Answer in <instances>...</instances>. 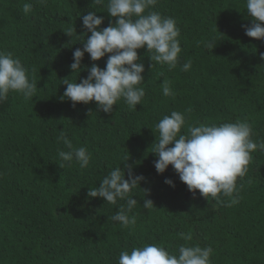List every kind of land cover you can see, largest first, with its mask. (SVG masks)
<instances>
[{
	"label": "trees",
	"instance_id": "16d2710c",
	"mask_svg": "<svg viewBox=\"0 0 264 264\" xmlns=\"http://www.w3.org/2000/svg\"><path fill=\"white\" fill-rule=\"evenodd\" d=\"M26 2L32 4L27 15ZM91 10L103 18L101 28L115 22L93 0H0V51L19 58L37 85L33 99L9 93L0 105V264H118L121 251L152 243L170 254L180 245L210 246V264H264V151L251 154L237 181L239 202L228 207L223 195H193L172 166L158 174L151 148L157 123L172 111L184 113L189 125L246 120L253 141H264V40L245 34L243 25L252 23L246 0H157L152 10L174 18L180 31L177 67L152 68L148 50H138L145 67L142 105L131 109L121 99L111 114L95 101L73 107L61 100L63 80H78L69 65L90 35L82 14ZM75 28L79 39L65 33ZM107 59L95 63L103 69ZM93 63L85 53L82 68ZM87 75L82 71L80 79ZM165 80L174 97L163 95ZM62 130L74 148L91 154L87 168L59 158L58 150L70 151L57 140ZM126 164L145 177L132 192L138 204L130 228L110 219L124 201L87 195L116 167L127 179ZM145 197L153 208H143Z\"/></svg>",
	"mask_w": 264,
	"mask_h": 264
},
{
	"label": "clouds",
	"instance_id": "9594fccd",
	"mask_svg": "<svg viewBox=\"0 0 264 264\" xmlns=\"http://www.w3.org/2000/svg\"><path fill=\"white\" fill-rule=\"evenodd\" d=\"M39 2L43 4L47 0ZM93 3L104 5L106 13L115 22L109 21L108 27L101 28L104 20L96 11L82 14L83 27L90 35L82 41L83 49L73 51V62L69 67L74 74L79 73V77L75 82L63 80L67 87L61 100H70L73 107L95 101L97 108L106 114H111L121 99L129 108L136 109L137 105H142L145 96L144 87L141 86L145 82V67L138 62V50H148L152 68L159 64L166 65L169 70L175 69L182 52L176 20L152 10L157 0H93ZM22 11L25 15L29 14L32 4L24 3ZM246 11L252 18L250 26L243 25L246 36L264 40V0H246ZM65 33L76 39L82 36L77 34L76 28ZM207 47L214 48V43L209 41ZM85 53L94 62L86 69L82 68ZM106 55L108 59L102 69L95 62ZM261 58L264 59V56ZM191 66L189 59L182 67L188 71ZM85 70L88 72L87 78L80 79V73ZM36 89V83L29 77V69L21 60L12 53L0 51V105L7 101L9 93L19 94L26 101L31 100ZM162 90L166 97L175 96L167 80ZM156 129L158 135L151 148L158 157L154 162L158 174L165 173L172 166L193 195L197 190L207 200H215L223 195L229 198L228 207L239 202L238 178L245 176L251 154L258 149L264 151V141H253V130L246 120L189 125L184 113L172 111L157 123ZM182 129H186L183 134ZM57 140L70 150H58L62 161L75 160L81 169L89 166L91 154L86 147L74 148L63 130ZM125 167L127 179L121 166L116 167L104 176L98 187L89 188L87 195L102 198L113 205L124 201L110 219L124 228H130L136 225V218L129 213L138 204L132 192L145 177L134 175L131 165L126 164ZM165 183L175 187L171 179H166ZM144 192L148 195L147 190ZM146 197L143 208L149 210L154 204ZM180 235L185 241L192 240L191 233ZM212 253L210 246L180 245L178 254H170L162 245L152 243L133 247L130 252L121 251L118 264H210Z\"/></svg>",
	"mask_w": 264,
	"mask_h": 264
}]
</instances>
